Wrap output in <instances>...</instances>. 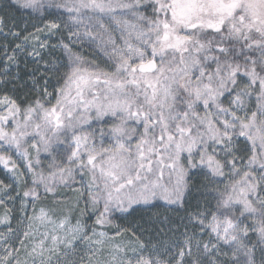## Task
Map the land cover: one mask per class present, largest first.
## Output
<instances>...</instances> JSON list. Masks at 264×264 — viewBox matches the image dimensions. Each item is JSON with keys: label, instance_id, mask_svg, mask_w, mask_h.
I'll list each match as a JSON object with an SVG mask.
<instances>
[{"label": "snow or ice", "instance_id": "6c2138e0", "mask_svg": "<svg viewBox=\"0 0 264 264\" xmlns=\"http://www.w3.org/2000/svg\"><path fill=\"white\" fill-rule=\"evenodd\" d=\"M0 169V264H264V0H0Z\"/></svg>", "mask_w": 264, "mask_h": 264}, {"label": "trees", "instance_id": "16d2710c", "mask_svg": "<svg viewBox=\"0 0 264 264\" xmlns=\"http://www.w3.org/2000/svg\"><path fill=\"white\" fill-rule=\"evenodd\" d=\"M165 179H167V175H165ZM154 204L160 205L161 207H151V206L138 205L136 207L139 209V211L134 213L132 217H129L127 220L117 219L114 222L117 221L118 224L127 226L128 224L133 223V222L139 223L140 217L147 218L148 216H155L158 213L162 216L164 214L163 201L162 200H156V201H154ZM115 215L117 217H119L121 214L116 213Z\"/></svg>", "mask_w": 264, "mask_h": 264}, {"label": "rangeland", "instance_id": "374dc122", "mask_svg": "<svg viewBox=\"0 0 264 264\" xmlns=\"http://www.w3.org/2000/svg\"><path fill=\"white\" fill-rule=\"evenodd\" d=\"M83 54L86 56V57H91V55H92V52L89 50V49H87V48H85L84 50H83ZM57 55H59V53H57ZM254 104H255V101H254V99H253V107H254ZM99 127H100V125H96L95 126V130L98 132V130H99ZM105 127V132H107V127L108 126H104ZM110 142V137H108L107 135L105 136V138H104V143H105V146H107V144ZM100 143V141H99V139H97V144H99ZM42 156H43V154H41ZM43 166L45 167V168H47V166H48V161L47 160H45V161H43ZM5 178V175H4V172H3V170L2 169H0V179H4ZM17 215H18V213H17ZM115 223H117L118 224V222L116 221ZM13 226H16V221H13ZM128 239H133L132 237H131V235H130V233L128 234Z\"/></svg>", "mask_w": 264, "mask_h": 264}]
</instances>
